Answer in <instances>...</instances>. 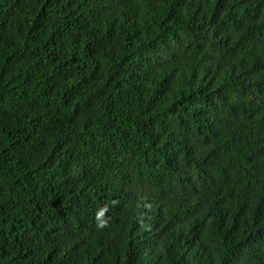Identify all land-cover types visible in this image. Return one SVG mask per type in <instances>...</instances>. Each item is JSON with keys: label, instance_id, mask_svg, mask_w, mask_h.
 I'll return each instance as SVG.
<instances>
[{"label": "trees", "instance_id": "trees-1", "mask_svg": "<svg viewBox=\"0 0 264 264\" xmlns=\"http://www.w3.org/2000/svg\"><path fill=\"white\" fill-rule=\"evenodd\" d=\"M0 264H264V0H0Z\"/></svg>", "mask_w": 264, "mask_h": 264}]
</instances>
